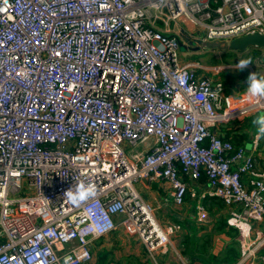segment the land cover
Returning <instances> with one entry per match:
<instances>
[{"label": "built area", "instance_id": "1", "mask_svg": "<svg viewBox=\"0 0 264 264\" xmlns=\"http://www.w3.org/2000/svg\"><path fill=\"white\" fill-rule=\"evenodd\" d=\"M254 32L264 0H0V264H86L119 226L158 264L175 229L135 183H168L180 207L203 176L238 230L232 264H264V165L216 130L264 98L226 94L180 54ZM81 181L98 194L75 208Z\"/></svg>", "mask_w": 264, "mask_h": 264}, {"label": "crops", "instance_id": "2", "mask_svg": "<svg viewBox=\"0 0 264 264\" xmlns=\"http://www.w3.org/2000/svg\"><path fill=\"white\" fill-rule=\"evenodd\" d=\"M194 52L198 51H190V55L192 56ZM231 52L229 56L241 54L240 52L236 55L238 51L235 50ZM206 58L203 55L199 61L210 66ZM260 69L257 75L264 76V62ZM199 72L211 75L216 80L217 75L211 66L209 69H199ZM243 88L246 90L247 87ZM245 90L232 94L244 97ZM260 114H264V109H256L243 119L220 124L216 130L237 147H243L246 152L253 153L259 167H262L264 137L257 141L258 145L255 148L256 129L252 124L253 119ZM135 186L146 201L157 207L156 214L164 215V219L159 216L160 222L175 229L171 236L169 252L157 255L158 264H229L238 257L240 252L236 240L238 230L228 225L226 215L229 211L222 199L203 196L209 187L207 180L190 181L185 202L180 207L170 202L171 187L164 181L149 182L144 179L137 181ZM199 203L205 204L207 208L206 222L199 221ZM169 219H172L170 221H173L176 227L168 222ZM258 230L264 236V222L258 225ZM234 248L237 255L233 253ZM262 250L264 251V248ZM91 251L93 259L86 264H154L146 245L137 237L128 235L121 226L93 240Z\"/></svg>", "mask_w": 264, "mask_h": 264}, {"label": "rangeland", "instance_id": "3", "mask_svg": "<svg viewBox=\"0 0 264 264\" xmlns=\"http://www.w3.org/2000/svg\"><path fill=\"white\" fill-rule=\"evenodd\" d=\"M182 27L186 30V29H191L192 26L190 25H186L184 22H182ZM207 49V48H205ZM261 49V48H260ZM255 49L253 47H250L248 50L246 51H238L236 52V55L238 53L241 52V54H238L237 56H229L226 53L230 50L224 51V50H220V49H207V50H200L198 52H194V54L191 56L190 55V51L180 48V54L182 55V57L184 58L185 61L188 60H196L198 61L200 64L204 65L203 63H201L199 60L200 58L205 55L206 58V62L211 64V68L212 71H216V68H222V71L220 73H215L216 76V84L217 83H221L223 85L224 88V92L226 94H232V93H237L241 90H245V88H243L244 86L247 87L248 86V76L253 72V73H258L260 72V67L261 65H263V61L260 57L258 56H254L255 57H249L252 60V65H249L248 68H246L244 71H239L236 69V65L239 62L240 59H247L248 55H251L252 53H254ZM236 51V50H235ZM261 52V56L264 55V49L260 50ZM205 67H207L209 69L210 66L208 65H204ZM127 147H129V145L127 144ZM140 149V148H138ZM24 188L21 192L17 193L14 197L15 198H19V197H23V196H29L32 194V191L29 190L28 187V183L27 181H24ZM170 202L172 203V201L170 200ZM157 218L164 219V215L157 213L156 214ZM172 219H169L168 222H171L172 225H175V223L173 221H170ZM160 221V220H159ZM0 239H2V237H0Z\"/></svg>", "mask_w": 264, "mask_h": 264}, {"label": "clouds", "instance_id": "4", "mask_svg": "<svg viewBox=\"0 0 264 264\" xmlns=\"http://www.w3.org/2000/svg\"><path fill=\"white\" fill-rule=\"evenodd\" d=\"M252 65L251 58L240 59L236 69L244 71ZM244 97L248 100L264 98V76H258L257 73H251L248 76V86L244 92ZM252 124L255 126V139L258 141L264 137V114H260L253 119ZM97 187L93 183L85 184L83 181L65 192V197L70 205L80 208L87 202L96 198Z\"/></svg>", "mask_w": 264, "mask_h": 264}, {"label": "water", "instance_id": "5", "mask_svg": "<svg viewBox=\"0 0 264 264\" xmlns=\"http://www.w3.org/2000/svg\"><path fill=\"white\" fill-rule=\"evenodd\" d=\"M187 42V43H186ZM181 48L189 51H200L202 49H220V50H230V51H246L250 47H258L264 49V34L260 32L249 33L245 35L238 36L232 39L230 42H207V41H196L190 40L181 41ZM264 62V55L262 57Z\"/></svg>", "mask_w": 264, "mask_h": 264}, {"label": "trees", "instance_id": "6", "mask_svg": "<svg viewBox=\"0 0 264 264\" xmlns=\"http://www.w3.org/2000/svg\"><path fill=\"white\" fill-rule=\"evenodd\" d=\"M253 48L255 49V50L253 51L254 53H252L251 55H248V58H249L250 56H251V57L258 56V57H260V58L262 59L263 56H261V52H260L261 49L258 48V47H253ZM226 54H227V55H231L232 52H231V51H228ZM254 54H255V56H254ZM205 180H207V179H206V176H203L202 181L205 182ZM236 240H237V239H236ZM237 243L239 244L238 240H237ZM239 247H240V245H239ZM233 253H234L235 255H237V251H235V248L233 249ZM240 254H241V252H239V255H238V257L235 259V261L239 258ZM235 261H231L229 264H232V263H234Z\"/></svg>", "mask_w": 264, "mask_h": 264}]
</instances>
